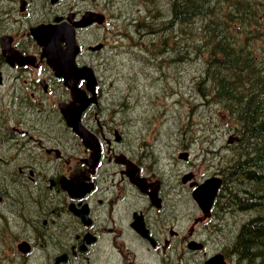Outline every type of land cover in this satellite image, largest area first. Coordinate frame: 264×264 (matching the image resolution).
I'll return each mask as SVG.
<instances>
[{"label": "flooded vegetation", "instance_id": "obj_1", "mask_svg": "<svg viewBox=\"0 0 264 264\" xmlns=\"http://www.w3.org/2000/svg\"><path fill=\"white\" fill-rule=\"evenodd\" d=\"M108 4L0 0V207L9 210L0 215L10 230L2 240L16 247L22 264L35 248L44 250L43 264H245L234 244L256 213L219 199L220 191L205 208L192 193L206 178L198 181L169 157L161 161L149 136L130 135L116 107L102 106L99 68L108 66L99 54L106 44L94 49L102 42L91 36L107 28ZM87 12L106 20L75 24ZM56 23L74 26L76 64L91 65L98 77L96 93L86 79L77 82L95 99L81 117L90 146L68 125L60 105L72 100L71 89L31 31ZM4 43L15 50L12 57L2 52Z\"/></svg>", "mask_w": 264, "mask_h": 264}, {"label": "rangeland", "instance_id": "obj_2", "mask_svg": "<svg viewBox=\"0 0 264 264\" xmlns=\"http://www.w3.org/2000/svg\"><path fill=\"white\" fill-rule=\"evenodd\" d=\"M94 1L101 5L109 1L105 6L108 15L107 28L96 29L91 36V39L95 40L94 43L101 41L106 44L99 54V61L108 66V69L104 66L102 69L99 68L106 90L102 97V106L108 107L110 103V109L116 107L114 113L118 115L117 117L124 116L130 135L142 130V135L149 136L155 143L157 154L162 157L161 161L165 162L168 157L171 162L173 159L176 160L178 166L183 169L193 170L198 181L220 174L219 168L225 162L220 164L219 161L222 156L230 153L226 141H231L236 136L228 134L229 125L225 124V117L219 119V112L214 107H201L195 102V100L199 102L197 99L199 82L203 79L207 67L206 57L199 53L201 40L198 34H191L190 28L182 29L176 22L170 27L176 46L172 50L171 57H176L175 61L169 62L168 65L167 63L155 65L147 56H142L143 51L139 52L136 60L131 56V49L128 48L132 42L124 34H120L127 28L130 29L124 18L133 14L136 16L145 14L149 8H158L161 11L160 18L169 19L172 0ZM262 1L248 0L252 8L249 17L239 16L233 5L236 1L229 4L231 6L229 10L234 13L231 14L232 24H229L232 27L227 32L231 37L228 40L237 45L245 44L255 54L257 52L258 56H264V0ZM219 19L229 20L225 14ZM206 22L207 19L196 17L193 23L204 32ZM131 29L134 32V29ZM141 32L142 44L146 47L144 51L151 50V40H153V48L157 52L160 48L158 46L160 43L157 41L161 37V32L158 35L154 34L155 37L143 30ZM178 49H181V53ZM151 53L152 51L149 52ZM102 64L97 66L100 67ZM124 99L127 102L120 107L122 104L120 101H125ZM189 112L191 123H186L184 119L178 121L177 116H184ZM184 151H189L188 159L179 157ZM174 167L176 174L178 168ZM34 195H36L35 191ZM0 210L6 215L9 212L3 207H0ZM4 222L5 218L0 215V264H22V256L16 252V247L11 249L10 240H2V236L4 238L2 233L10 232L3 227ZM43 252L44 250L35 248L29 257V262L25 261L23 264H43L44 260L48 259Z\"/></svg>", "mask_w": 264, "mask_h": 264}, {"label": "trees", "instance_id": "obj_3", "mask_svg": "<svg viewBox=\"0 0 264 264\" xmlns=\"http://www.w3.org/2000/svg\"><path fill=\"white\" fill-rule=\"evenodd\" d=\"M233 2L239 16H250L252 8L248 0H172L169 19L160 18V9L149 8L145 14L125 17L130 29L120 34L132 42L128 48L133 58L138 60L139 52L143 51L142 56L159 66L177 59L171 57L176 48L171 25L178 22L180 28H190L191 34H198L199 53L206 57L207 67L199 82V102H195L201 107H214L219 119L225 117L228 134L236 136L226 141L230 153L219 161L220 164L225 162L219 168L223 179L219 199L239 210L256 213L241 225L234 248L245 264H264V56H258L245 44L237 45L228 40L234 13L229 10V4ZM224 14L230 21L219 19ZM196 17L207 19L204 32L193 23ZM141 30L152 37L161 32L157 52L153 40L151 50L144 51ZM178 51L181 53V49ZM177 119L192 122L190 112Z\"/></svg>", "mask_w": 264, "mask_h": 264}, {"label": "water", "instance_id": "obj_4", "mask_svg": "<svg viewBox=\"0 0 264 264\" xmlns=\"http://www.w3.org/2000/svg\"><path fill=\"white\" fill-rule=\"evenodd\" d=\"M104 18L105 15L103 13L87 12L75 24L86 25L94 20L102 22ZM31 31L38 43L43 46V55L47 57V61L53 67L55 73L58 76L64 77L66 84L72 90L75 101L70 104L65 103L61 105L68 124L84 138L87 144H92L91 134L82 126L80 117L82 111L95 99L88 98L85 92L77 87V82L81 78L86 79L87 87L93 93H96L94 88L97 83V77L91 66H77L76 64V56L80 50V46L76 38L74 26L69 23L40 24L33 27ZM63 42L66 43V47L62 46ZM101 47L102 44H97L93 48L97 49ZM2 52L9 58L14 55L15 50L9 44L4 43ZM17 58H19V55H17ZM76 101H79L80 105H76ZM180 156L186 158L187 153H181ZM189 178L190 175L188 174L185 180ZM70 183L73 182L70 181ZM221 183L222 179L219 176L210 177L195 188L193 195L205 208H209L218 194Z\"/></svg>", "mask_w": 264, "mask_h": 264}]
</instances>
